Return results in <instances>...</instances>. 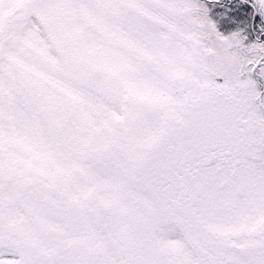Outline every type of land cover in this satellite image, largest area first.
Segmentation results:
<instances>
[{"label":"snow or ice","instance_id":"1","mask_svg":"<svg viewBox=\"0 0 264 264\" xmlns=\"http://www.w3.org/2000/svg\"><path fill=\"white\" fill-rule=\"evenodd\" d=\"M0 264H264V0H0Z\"/></svg>","mask_w":264,"mask_h":264}]
</instances>
